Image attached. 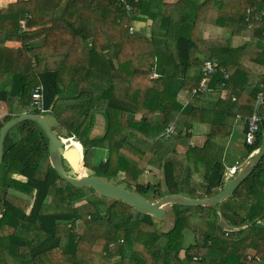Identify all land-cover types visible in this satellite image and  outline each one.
Returning a JSON list of instances; mask_svg holds the SVG:
<instances>
[{"label":"trees","instance_id":"1","mask_svg":"<svg viewBox=\"0 0 264 264\" xmlns=\"http://www.w3.org/2000/svg\"><path fill=\"white\" fill-rule=\"evenodd\" d=\"M3 1L0 104L7 110L0 113V129L31 111L32 92L41 85L44 110L60 96L52 113L82 144L85 164L97 174L126 181L150 200L219 193L227 178L216 140L230 136L239 117H250L264 92L260 31L253 30L254 43L234 45L232 38L249 31L264 0H128L133 16L117 0ZM207 28L229 37L206 38ZM18 33L28 45L10 40ZM201 50L219 63L208 99L193 94L202 78ZM258 113L261 130L256 146L247 145L249 154L262 142L264 102ZM180 115L186 128L209 126L184 161L183 129L165 137ZM191 160L212 168L201 186L191 183ZM84 192L57 174L36 122L13 127L0 166V264H264V158L218 205L169 208L167 229L123 202ZM193 208L202 221L186 243ZM218 211L249 227L225 231Z\"/></svg>","mask_w":264,"mask_h":264},{"label":"water","instance_id":"2","mask_svg":"<svg viewBox=\"0 0 264 264\" xmlns=\"http://www.w3.org/2000/svg\"><path fill=\"white\" fill-rule=\"evenodd\" d=\"M130 14L133 16V12ZM59 95H56L50 108L45 113L27 111L8 120L0 129V166L3 161L4 147L7 133L20 122L31 120L36 122L48 138L49 157L54 169L60 178L64 179L77 189H89L99 196L110 199V203L120 201L134 208L142 214L154 217L159 229L166 224V213L171 207H211L216 206L230 197L239 185L253 173L264 158V129L262 131L261 145L254 151L250 159L233 175L225 180L221 190L210 197H189L182 194H168L158 199L150 200L146 196L133 190L128 182H118L114 177L97 174L85 164V154L80 142L69 137V131L61 125L58 118L52 113ZM69 143V146H67ZM221 228L225 231H240L249 227V223L231 227L218 211Z\"/></svg>","mask_w":264,"mask_h":264},{"label":"rangeland","instance_id":"3","mask_svg":"<svg viewBox=\"0 0 264 264\" xmlns=\"http://www.w3.org/2000/svg\"><path fill=\"white\" fill-rule=\"evenodd\" d=\"M5 1H7V0H5ZM141 21V18L140 17H138V18H136V19H134V23L135 24H138L139 22ZM215 29H217V28H215ZM217 30H219V29H217ZM220 31H222V30H219L218 31V36H224V37H229V32L228 31H223V33L222 32H220ZM204 36L206 37V38H209V37H218V36H216V35H213V34H209V33H205L204 32ZM15 38L11 35V37H10V40L12 41V42H15V43H22L23 45H28L29 43H28V41H27V39L26 38H24L23 36L21 37V38H19V40H14ZM246 41H249V42H252V43H254V42H256L257 41V37H255V36H253V29H249V31L248 32H246L244 35H242L241 36V38L239 37V38H232V43L233 44H235V45H238V44H240V43H242V42H246ZM202 51H204V50H202ZM205 52V51H204ZM2 63V60L0 59V64ZM141 73H144V74H147V71H140ZM149 76L150 77H152L153 75H152V72L151 73H149ZM155 76V75H154ZM6 110H7V108H6V105L5 104H3V103H1L0 104V113H5L6 112ZM30 110L31 111H34V112H37L38 110L36 109V108H30ZM103 110V109H102ZM184 122H185V116L184 115H180V117L178 118V120H177V122H176V127L177 128H182L183 129V131H184V133H181L182 134V136L179 138V142H178V144L180 145V153H182L181 152V149H182V147L183 148H188V147H190V142H191V139L193 138L192 137V133H190L189 131H188V128H186V127H184ZM89 129L90 128H88L87 129V131H89ZM194 132H193V135H196V134H198V129H199V127L197 128L196 127V125H195V127H194ZM177 134H178V131H177ZM177 134L176 135H172L171 137H167V138H172V137H175V136H177ZM231 136L232 135H235V139L237 138V140H235L233 143H232V145L230 146V148L229 149H226V156H227V160H226V163H224L225 164V167H226V165L227 164H229L230 163V161L231 160H233L234 158H235V156H239V155H237V154H240V155H242L243 157L242 158H247V157H250V156H252L253 154H249V149H246V147H245V144H246V137H245V134L243 133V121H239L238 123H237V125H236V127L234 128V130H233V132L230 134ZM205 137H203V138H201V137H199V139H198V141L200 142V143H202V142H204V139ZM74 140L76 141V139L74 138ZM76 142H78V141H76ZM195 142V141H194ZM247 145V144H246ZM67 146H69V143H67ZM238 146H240L239 148H238ZM238 148V149H237ZM237 150V151H236ZM236 151V153L237 154H235L234 152ZM184 154V155H183ZM183 156H184V159H186V154L185 153H182V156H181V159H183ZM240 160H241V158H240ZM187 163H188V165L190 166V168H195V169H197V171L198 172H201V171H205V169H207V168H210L211 169V167L210 166H208V165H206V164H203V163H201V162H198V161H196V160H191L190 162L189 161H187ZM92 168V167H91ZM223 168H224V166H223ZM232 167H226V169H228L229 171H231V175H230V177H232L233 175H235V173H233V168L231 169ZM94 170V169H93ZM206 172V171H205ZM210 173V170H208V174ZM210 175V174H209ZM208 175V176H209ZM208 176H207V178H208ZM227 176V175H226ZM206 178V179H207ZM229 178V177H228ZM200 179H202V177L200 176ZM205 182V180L203 181V182H196V185H198V186H201L203 183ZM85 190V197H88V198H95L96 197V195H95V193L93 192V191H91V190H87L86 188L84 189ZM133 190H136L134 187H133ZM149 197H151V195H148ZM263 205H264V203L263 202H261ZM198 212H200L199 211V209L198 208H193L190 212H189V217H190V229H188V231L186 232V243H191L192 241H193V239H192V235H193V231H192V229H194L195 227H197V226H195V223L192 221V218H193V214L194 213H198ZM258 218H261V214H259L258 216H257V218L256 219H258ZM166 219V218H165ZM260 223L261 224H263L264 225V217H262L261 218V221H260ZM82 225V224H81ZM168 227H170V222L168 221V223H167V225L165 224V226H163L162 225V229L163 228H165V229H167ZM78 232H81V229L80 228H78Z\"/></svg>","mask_w":264,"mask_h":264},{"label":"built area","instance_id":"4","mask_svg":"<svg viewBox=\"0 0 264 264\" xmlns=\"http://www.w3.org/2000/svg\"><path fill=\"white\" fill-rule=\"evenodd\" d=\"M117 1L119 3V6H126V8L131 11L132 6L130 4L127 5L128 0H117ZM22 27L25 30L26 20L22 21ZM250 29L260 31L261 42L264 44V10L261 12V15L255 19L254 24H252ZM130 30L131 32H133L135 30V27L134 26L131 27ZM13 37L15 38L14 40H16V36H13ZM33 62L35 61L33 60ZM218 69H219V63L217 60L204 56L202 59V63H201L202 78L200 80V86L198 89L193 90V94H196L199 97L208 95L212 90V88L210 87L211 76L214 75L218 71ZM223 73H224L225 78L227 79L228 78L227 72L223 71ZM262 86L264 89V84ZM263 100H264V92H260L258 94V101H257L255 112L250 117L247 118L246 144L251 147L256 146V139L261 130L262 117L258 113V107L263 103ZM31 107L36 108L42 113L47 112L44 110V88L41 85L36 86L34 91L32 92ZM175 125L176 123H170L168 125L167 130H166V136H165L166 138L177 134L178 128ZM188 131L192 133L193 132L192 127H189ZM190 144L193 145L192 141L190 142ZM243 224L244 223L239 224V225H243Z\"/></svg>","mask_w":264,"mask_h":264},{"label":"crops","instance_id":"5","mask_svg":"<svg viewBox=\"0 0 264 264\" xmlns=\"http://www.w3.org/2000/svg\"><path fill=\"white\" fill-rule=\"evenodd\" d=\"M6 3H7V1L4 0L2 4H6ZM218 31L219 30H217L215 28H207V29L204 30L205 33L213 34V35H216V36H218ZM220 32L223 33V31H220ZM13 36H16V40H19V38L22 37V34L21 33L13 34ZM218 37H224V36H218ZM19 44H22V43H19ZM204 56H208V55L204 51L201 50L199 52L198 56H197V59L199 60L200 63H202V59H203ZM254 81H255V75L251 77L250 82H249V85L252 86L253 83H254ZM209 95H210V93L208 95H204L203 97H200V98L201 99H208L209 98ZM263 102H264V100H263ZM239 121H243V133L245 134V137H246L247 119L240 118L239 117L236 120L235 124H234L233 130L236 127V125H237V123ZM196 127L197 128L199 127L198 134H196V135H193V132H194L195 129H194V127H192V130H193V132H192V137L193 138L191 139L192 143H194V141H196L197 139H199V137H201V138L205 137L207 135V133H208V130H209V126L208 125H197ZM235 140H237V138L235 139V135H232V136L230 135V136H227V137L220 138V139L216 140L217 141L216 143L223 148L222 159H221L220 162H217V163L220 164V165H222V166H224L225 176L227 175L226 178L230 177V175H231L230 174L231 171H229L228 169H226V167L227 168L228 167H232L233 168V170H232L233 173H236L242 167V165L245 164L250 159V157H251L250 156V157H247V158H242L243 156L240 155V154H237L236 153L237 150H236L234 153L237 154V155H239V156H235V158L233 160H231L230 163L227 164L226 167H225V164L224 163H226V160H227L226 149H229L230 146L232 145V143ZM190 146H192V144H190ZM239 147L240 146H238V148ZM245 147H246V149H248V146L246 144H245ZM189 148L190 147H188V148H183L182 147L181 152L186 154V152H187V150H189ZM240 158H241V160H240ZM183 161H184V156H183ZM208 170H210V173L212 172V168L211 169L210 168L205 169L206 172L205 171L204 172L203 171L198 172L197 169L190 168V172L192 174L191 183L194 184L196 182L199 183V182H203L204 180L206 181L207 176L210 174V173L208 174ZM200 176L202 177V179H200ZM260 214L262 215L263 214V211ZM165 220H166V225H167L168 220L167 219H165ZM192 221L195 223V226L199 225L201 223V221H202L201 213L200 212L194 213L193 214Z\"/></svg>","mask_w":264,"mask_h":264},{"label":"bare ground","instance_id":"6","mask_svg":"<svg viewBox=\"0 0 264 264\" xmlns=\"http://www.w3.org/2000/svg\"><path fill=\"white\" fill-rule=\"evenodd\" d=\"M227 221H228V220H227ZM228 223H229V225H230V228H231V227H233V228L236 227V225H235L234 223H232V222H230V221H228Z\"/></svg>","mask_w":264,"mask_h":264}]
</instances>
